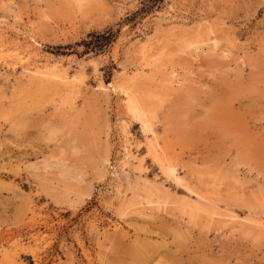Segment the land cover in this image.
<instances>
[{"label": "rangeland", "instance_id": "rangeland-1", "mask_svg": "<svg viewBox=\"0 0 264 264\" xmlns=\"http://www.w3.org/2000/svg\"><path fill=\"white\" fill-rule=\"evenodd\" d=\"M140 3L0 0V264H264V0Z\"/></svg>", "mask_w": 264, "mask_h": 264}, {"label": "trees", "instance_id": "trees-1", "mask_svg": "<svg viewBox=\"0 0 264 264\" xmlns=\"http://www.w3.org/2000/svg\"><path fill=\"white\" fill-rule=\"evenodd\" d=\"M163 0H141L140 7L131 12L125 19L133 20L141 15H144L155 8H158ZM89 40H83L85 50L92 49L93 51H101L106 48L115 38L116 29L109 28L102 33H90Z\"/></svg>", "mask_w": 264, "mask_h": 264}, {"label": "bare ground", "instance_id": "bare-ground-1", "mask_svg": "<svg viewBox=\"0 0 264 264\" xmlns=\"http://www.w3.org/2000/svg\"><path fill=\"white\" fill-rule=\"evenodd\" d=\"M14 48L17 50L19 49L20 47H22V45L20 43H18L17 41L14 42ZM37 50V46H35L34 44H30V45H27V49H26V54H30L31 52H33L34 55L37 54L36 52ZM26 56V55H25ZM128 96V101H127V107L130 108L131 110L135 111V112H138L140 113L141 112V106H140V101L137 97H135V95L133 93H128L127 94ZM53 159H56L54 157H52ZM58 158V157H57ZM153 158L156 159V161L159 163L160 167L162 168V170H164L167 174H171L172 173V166L168 160V158H166L165 156L163 155H153ZM64 159V158H63ZM48 160V159H47ZM45 161V160H43ZM53 161V160H52ZM51 161V162H52ZM50 162V161H49ZM63 162V161H62ZM66 162V161H65ZM44 164V163H43ZM53 164V163H52ZM55 164V163H54ZM57 164V163H56ZM59 164V163H58ZM44 166V165H43ZM59 166V165H58ZM63 165H61L62 167ZM46 167V166H45ZM44 167V168H45ZM60 167V168H61ZM59 168V169H60ZM63 168V167H62ZM64 170V169H63ZM62 172V170H60ZM59 171V172H60ZM61 174H65L64 172L61 173ZM68 174V173H67ZM65 176V175H63ZM174 176V175H173ZM172 176V177H173Z\"/></svg>", "mask_w": 264, "mask_h": 264}]
</instances>
